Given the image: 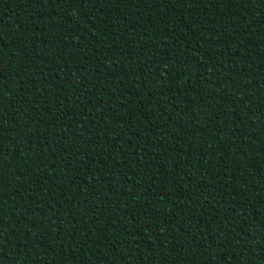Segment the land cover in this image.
<instances>
[{
  "label": "trees",
  "instance_id": "trees-1",
  "mask_svg": "<svg viewBox=\"0 0 264 264\" xmlns=\"http://www.w3.org/2000/svg\"><path fill=\"white\" fill-rule=\"evenodd\" d=\"M0 264H264V0H0Z\"/></svg>",
  "mask_w": 264,
  "mask_h": 264
},
{
  "label": "snow or ice",
  "instance_id": "snow-or-ice-1",
  "mask_svg": "<svg viewBox=\"0 0 264 264\" xmlns=\"http://www.w3.org/2000/svg\"><path fill=\"white\" fill-rule=\"evenodd\" d=\"M76 2H78V0H76Z\"/></svg>",
  "mask_w": 264,
  "mask_h": 264
}]
</instances>
